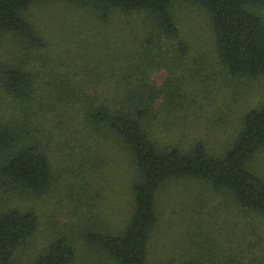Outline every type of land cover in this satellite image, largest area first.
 <instances>
[{"label": "trees", "instance_id": "trees-1", "mask_svg": "<svg viewBox=\"0 0 264 264\" xmlns=\"http://www.w3.org/2000/svg\"><path fill=\"white\" fill-rule=\"evenodd\" d=\"M49 3L76 12L67 37L31 22ZM182 7L208 15L212 42L189 39ZM257 84L264 0H0V264H157L159 199L179 181L264 219V95L221 147L196 126ZM122 157L133 177L117 224L100 180ZM64 200L75 218L46 227L45 203ZM206 249L175 263H254L238 261L241 242L229 257Z\"/></svg>", "mask_w": 264, "mask_h": 264}, {"label": "rangeland", "instance_id": "rangeland-1", "mask_svg": "<svg viewBox=\"0 0 264 264\" xmlns=\"http://www.w3.org/2000/svg\"><path fill=\"white\" fill-rule=\"evenodd\" d=\"M182 14L188 15L185 32L193 43L199 45L213 41L209 17L203 10L182 7L180 15ZM75 15L76 12L65 3H49L35 6L29 17L31 22L48 37L60 38L63 35L67 37L66 34L71 27L69 25L73 22L72 19L77 17ZM165 74L158 73L156 79L162 82ZM257 86L256 93L255 91L247 93L236 107H233V115L226 109L216 112L217 109L211 104L205 111L203 108L200 113L202 125L196 126L206 129L207 132L211 127L212 136L209 137L208 142L212 147L223 146L229 133L234 131L240 111L257 104L259 96L264 95V85L257 84ZM220 103V107H223L222 101ZM207 112L208 114H205ZM224 132L226 135H223ZM261 167L264 168V163ZM108 171L109 173L100 180L108 190L107 198L103 204L100 203L99 208L102 206L103 211L108 210L113 223L121 224L129 212L133 172L129 160L125 157H122L118 164L116 163ZM203 190L205 189L202 185L179 181L161 194L159 209L162 221L153 243V255L157 264H176V260L180 259L184 253L188 254L189 260L193 261L199 249H206V247H218L219 256L225 254L229 257L237 242L243 243L246 250L240 251V255L237 256L238 261L248 263L254 260L253 264L264 261V219L243 212L224 196H211L212 193L210 195ZM201 191L204 193L205 200L199 197ZM46 204L48 205L45 207L47 219L43 221L46 227L50 224L64 227L75 218L73 215L75 204L72 209L67 200L59 203L48 201ZM210 250H203L202 255ZM160 257L164 261L159 262Z\"/></svg>", "mask_w": 264, "mask_h": 264}]
</instances>
